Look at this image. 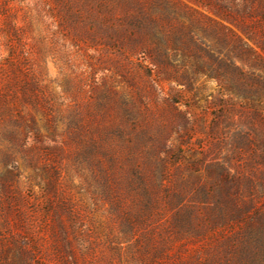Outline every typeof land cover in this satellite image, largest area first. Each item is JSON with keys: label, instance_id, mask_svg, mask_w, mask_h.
I'll return each instance as SVG.
<instances>
[{"label": "trees", "instance_id": "16d2710c", "mask_svg": "<svg viewBox=\"0 0 264 264\" xmlns=\"http://www.w3.org/2000/svg\"><path fill=\"white\" fill-rule=\"evenodd\" d=\"M58 1L64 34L116 58L122 74L132 75L130 67L136 63L146 70L153 87L163 78L182 86L189 82L184 67L188 54L193 47L200 56L203 41L191 29L195 9L187 16L189 23L179 18L187 6L181 0H84L92 4L90 8H77L75 0ZM227 1H217L225 18L232 17L233 10L248 14L264 33V0H245L239 9ZM10 28L19 36L14 25ZM10 48L0 62V140L6 144L0 156L1 264H27L32 253L25 237L31 231L28 200L18 187V154L34 169L42 161L38 176L47 196L43 208L54 216L52 230L58 228L66 245L70 233L83 232L85 240L84 232L90 228H84L81 218L84 221L87 203L84 200L83 215L79 201L64 184V159L82 174L86 169L93 205L110 206L109 235L132 240L130 247L143 264H264V208L250 212L232 191L230 185L236 180L229 174L185 175L179 165L181 142H170L168 124L161 121L154 130L148 119L142 120L141 105L147 109V99L139 86L127 96L94 78L87 101L74 95L75 102L68 103L43 83L27 53L18 55ZM128 78V83L137 84ZM28 106L41 112L47 135L41 133L32 111H26ZM180 127L183 139L184 127ZM30 134L36 137L33 144ZM172 166L176 173H171ZM89 170L96 183L93 189L87 181ZM7 209L13 211L21 232L13 230Z\"/></svg>", "mask_w": 264, "mask_h": 264}, {"label": "rangeland", "instance_id": "374dc122", "mask_svg": "<svg viewBox=\"0 0 264 264\" xmlns=\"http://www.w3.org/2000/svg\"><path fill=\"white\" fill-rule=\"evenodd\" d=\"M181 1L187 6L182 8L179 18L189 23L187 16L195 9L191 29L197 40L203 41L200 56L193 47L188 54L184 67L189 82L185 86L163 78L159 86L153 87L148 83L146 70H140L136 63L130 67L132 75L119 72L116 58L109 59L105 52H100L101 48L75 42L64 34L58 0H0V62L10 54V47L18 55L27 53L43 83L49 90L64 95L68 103L75 102L74 95L81 102L87 101L88 95L92 96L94 78L127 96L139 86L147 99V109L141 105L142 120L148 119L154 130L161 121L168 124L166 136L170 142H181L179 165L185 175L191 171L206 177L229 174L236 180L230 185L232 191L240 195L250 212L258 206L264 208V33L248 14H234L233 10L229 14L232 17L225 18L218 0H214L218 5H211L213 0ZM244 1L226 3L239 9ZM75 2L77 8L92 6L84 0ZM209 16L214 19L212 23ZM11 25L19 36L13 34ZM127 77L138 85L128 83ZM138 104L141 103L137 101ZM29 110L41 133L47 135L41 112L28 106L26 111ZM180 125L184 127L183 139L179 135ZM35 138L30 134L31 144ZM5 150L6 144L0 140V156ZM17 158L21 172L18 187L28 200L31 231L25 236L32 252L27 264H143L130 247L132 240L119 241L109 235L106 219L110 206L105 201L93 205L85 183L86 169L82 174L70 161L62 162L64 184L79 201L83 215L84 200L87 203V216L84 221L81 218L84 228H90L84 232L85 240L83 232L75 236L70 233L66 245L58 228L52 230L54 216L43 208L47 196L42 189L44 181L38 176L42 161L34 169L24 164L20 154ZM87 173L93 189L94 175L90 170ZM171 173H176L174 166ZM3 200L6 203L7 198L4 196ZM7 217L14 223L13 230L20 231L11 209H7ZM63 218L69 222L67 214L63 213Z\"/></svg>", "mask_w": 264, "mask_h": 264}]
</instances>
